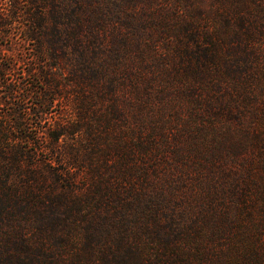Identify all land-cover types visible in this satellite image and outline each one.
Wrapping results in <instances>:
<instances>
[{"label":"rangeland","instance_id":"374dc122","mask_svg":"<svg viewBox=\"0 0 264 264\" xmlns=\"http://www.w3.org/2000/svg\"><path fill=\"white\" fill-rule=\"evenodd\" d=\"M98 1L124 18L108 31L132 47L126 67L140 93L127 123L148 148L125 154L137 141L116 122L88 154L98 171L74 168L48 134L68 118L70 96L56 98L35 72L22 27L0 36V260L17 251L34 264H264V0ZM183 45L211 60L199 70L173 54ZM110 179L117 205L98 214L83 194L97 198L91 184ZM49 195L66 201L55 211Z\"/></svg>","mask_w":264,"mask_h":264},{"label":"trees","instance_id":"16d2710c","mask_svg":"<svg viewBox=\"0 0 264 264\" xmlns=\"http://www.w3.org/2000/svg\"><path fill=\"white\" fill-rule=\"evenodd\" d=\"M22 1L0 0V36H11L12 30L22 27L25 32L23 40L36 46L37 54L34 57L39 64L35 72L42 75L46 86L56 98L63 97L64 92L72 100L68 118L56 121L49 129L50 147L63 148L62 154L74 164V168L80 165L96 173L98 169L95 166H85L89 160L88 154L94 157L95 150L106 145L105 140L113 124L121 122L122 127H129L137 141L132 145L134 148L125 154L133 157L144 155L147 143L141 132H135L141 127L133 128L127 123L136 118L133 112L138 110L140 93L137 80L129 71L131 69L126 67V55L129 56L132 47L128 46L125 32L122 33L120 29L108 31L109 22L123 24V16L118 13L105 14L104 6L98 0H28L27 7L30 10L22 7ZM183 30L188 34V40L197 37L194 30L186 27ZM173 54H181L192 65L197 62L194 64L199 70L204 67L203 63L211 60L210 53L193 49L189 45L177 46ZM47 60L53 63H47ZM45 102L46 97L43 96L42 103ZM194 106V113L198 114V106ZM128 108L134 110L129 111ZM69 136L80 142L63 147L60 141ZM80 145L85 148L79 149ZM105 161L110 162V157L107 156ZM120 167L124 168V165ZM91 185V188L98 190V197L94 198L96 192L91 190L88 195L83 194L85 199L82 202H98L100 206L95 209L98 214H102L103 210H108L105 202H114L111 194L104 189L111 188L114 181H96ZM9 193L15 194L16 191L11 190ZM49 197L45 200L55 211L66 201V196ZM5 200L10 199L7 196ZM123 200L119 198L118 203H123ZM15 253L17 251L8 252V255L1 258L0 264H34V257Z\"/></svg>","mask_w":264,"mask_h":264}]
</instances>
